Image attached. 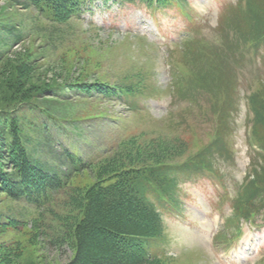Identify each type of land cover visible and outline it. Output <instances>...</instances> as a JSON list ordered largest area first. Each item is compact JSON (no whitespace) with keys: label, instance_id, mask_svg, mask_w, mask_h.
Here are the masks:
<instances>
[{"label":"rangeland","instance_id":"374dc122","mask_svg":"<svg viewBox=\"0 0 264 264\" xmlns=\"http://www.w3.org/2000/svg\"><path fill=\"white\" fill-rule=\"evenodd\" d=\"M183 1L188 15L180 13L177 4L153 11L138 1L94 0L81 16L55 24L33 10L0 0V25L6 26L0 35V51L6 57L0 63V115H16L36 163L57 170L68 153L87 164L72 179L70 191L43 209L0 192V213L12 214L21 221L18 230L24 229L20 233L0 229V255L9 264L71 260L70 235L82 217L76 201L96 182L98 164L112 159L124 142L183 133L179 138L189 149L172 161L174 165L184 164L210 144L215 125L211 103L199 100L200 86L191 85V71L206 60L197 56L199 49L218 50L235 72L228 80L233 90L229 106L233 132L219 145L217 155L206 156L215 175L196 173L192 165L174 168L178 185L167 187L164 194L171 204L156 205L165 236L155 254L163 264H264V229L257 232V227L244 225L245 234L237 240L231 221L235 198L253 179L250 166L256 145L248 98L264 83V37L251 35L264 28L251 25L249 0ZM189 18L194 19L198 39L191 41L192 55L187 57L189 49L181 42L190 32ZM24 72L28 73L23 90L28 95L25 101L14 102ZM205 78L206 83L212 80ZM175 81L181 84L177 95ZM118 85L136 92L123 100H108L91 89ZM197 117L199 130L188 131ZM252 193V188L247 190ZM70 196L76 199L71 201ZM231 243L232 250L226 252Z\"/></svg>","mask_w":264,"mask_h":264},{"label":"trees","instance_id":"16d2710c","mask_svg":"<svg viewBox=\"0 0 264 264\" xmlns=\"http://www.w3.org/2000/svg\"><path fill=\"white\" fill-rule=\"evenodd\" d=\"M2 1L33 10L50 23L62 24L74 16L79 17L83 8L94 0ZM144 1L149 3L152 0ZM157 1L162 5L172 0ZM246 6L251 25L262 30L264 0H257V3L249 0ZM5 32L6 26L0 25V35ZM261 33H264V29ZM190 44L192 42L185 45L189 49L187 57L192 55ZM217 51L196 50L197 56L200 58L203 55L206 60L196 63L195 71H191V85L197 83L203 92L199 100L207 98L211 103L215 125L210 130V144L202 147L184 164L174 165L172 161L183 156L189 149L187 142L179 138L184 136L183 133L174 132L178 136L175 138L157 137L142 142L133 137L124 142L112 159L100 162L96 182L82 192L79 201H76V204L81 205L82 217L75 223L70 235L73 256L67 264H163L155 254V248L164 242L165 236L161 209L156 205L160 203L165 207L166 203H170V198L164 194L167 187L178 185V181L173 179L174 168L183 170L192 165L196 173L213 172L208 168L206 156L217 155L219 145L233 132V112L229 110L233 104V90L228 80L236 75L231 70L230 62H224L225 56ZM214 55L216 59L212 60ZM5 58L4 52L0 51V63ZM228 58L226 53V61ZM27 73L17 83L19 94L18 98L15 95L14 102L25 101L24 97L28 95L23 90L27 85ZM205 76H211V82H203ZM91 87L98 94L108 97V100H123L126 94L136 92V88L131 86ZM180 87L181 84L175 81L174 95L178 94ZM259 88L256 94L249 97V104L253 114V138L260 152H253L251 156L252 182L249 186L245 183L247 188L235 198L231 221L237 232L242 222L264 224V83L261 82ZM182 94L178 97H182ZM199 118L191 122L188 131L199 130ZM25 139L22 125L15 114H7L5 117L0 115V192L13 201H24L37 209H43L70 191L72 179L80 171H85L87 164L81 158L66 153L61 168L52 170L33 160ZM251 188L253 193L249 195L247 190ZM71 192L74 193V190ZM76 192L80 193L79 190ZM69 199L73 201L76 198L70 196ZM20 222L12 214L0 213V229L12 228L20 233L24 230H18ZM0 264H9V261L0 255Z\"/></svg>","mask_w":264,"mask_h":264}]
</instances>
